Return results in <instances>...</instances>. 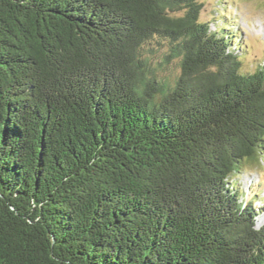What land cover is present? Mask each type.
<instances>
[{
  "label": "trees",
  "instance_id": "1",
  "mask_svg": "<svg viewBox=\"0 0 264 264\" xmlns=\"http://www.w3.org/2000/svg\"><path fill=\"white\" fill-rule=\"evenodd\" d=\"M203 7L0 0V264H264V67Z\"/></svg>",
  "mask_w": 264,
  "mask_h": 264
},
{
  "label": "rangeland",
  "instance_id": "2",
  "mask_svg": "<svg viewBox=\"0 0 264 264\" xmlns=\"http://www.w3.org/2000/svg\"><path fill=\"white\" fill-rule=\"evenodd\" d=\"M203 3L204 7L201 12L200 20L203 23L209 24L210 31L217 30L221 24L223 30L234 28L233 22L239 32L241 38L239 40L240 47L242 41H246L247 49H244L242 58L243 70H257L264 67V0H197ZM214 20L218 23H213ZM230 35V34H229ZM230 40V39H228ZM232 44V43H231ZM239 46V45H238ZM235 47L231 46L232 50ZM166 51V48H164ZM156 54L153 57L152 67L155 68L159 78L174 79L178 76L180 68L177 61L165 63L162 59V54ZM159 58L157 60L156 58ZM258 163V165H257ZM248 160L246 162L247 170L240 178H237L234 185L243 188L246 193L245 204L252 198H256L255 207H260L262 203L258 200L264 198V156L260 157L258 162ZM237 182V183H236ZM264 226V211L258 214L255 219V227L257 229Z\"/></svg>",
  "mask_w": 264,
  "mask_h": 264
}]
</instances>
